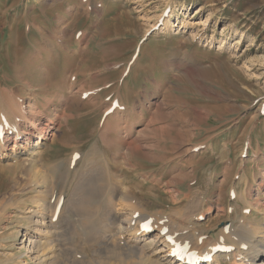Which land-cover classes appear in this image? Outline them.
I'll return each mask as SVG.
<instances>
[{
	"label": "rangeland",
	"instance_id": "374dc122",
	"mask_svg": "<svg viewBox=\"0 0 264 264\" xmlns=\"http://www.w3.org/2000/svg\"><path fill=\"white\" fill-rule=\"evenodd\" d=\"M36 23L46 39L60 36L68 49H61L63 56L53 48L42 52L47 42ZM80 33L83 46L90 40L78 71V84L90 91L83 97L68 90ZM5 78L17 101L40 87L32 96L37 107L49 97L46 117L63 123L59 131L52 128L55 136L39 155L50 164L53 184L45 199L55 206L60 201L53 218L65 250L76 254L69 258L87 260L88 245L100 247L122 192L124 201L137 204L133 212L156 225L179 228L192 221L190 227L208 238L243 214L263 222L264 0H0L1 87ZM114 99L136 111L128 117L131 132L124 114L105 109ZM62 111L71 116L67 125ZM73 149L80 155L70 161ZM239 168L250 180L251 211L244 209L248 187ZM28 178L19 169L0 173V264L24 261L20 234L40 196ZM74 201L82 208L77 216L70 211Z\"/></svg>",
	"mask_w": 264,
	"mask_h": 264
},
{
	"label": "bare ground",
	"instance_id": "6f19581e",
	"mask_svg": "<svg viewBox=\"0 0 264 264\" xmlns=\"http://www.w3.org/2000/svg\"><path fill=\"white\" fill-rule=\"evenodd\" d=\"M199 10L201 11V9ZM160 15L162 16V14ZM161 16H159L158 19H160ZM166 20L167 26L168 24L172 25L173 22L169 19L168 15ZM60 24L61 23L59 22V25L56 24L54 27L59 28V26H61ZM28 28L30 33L31 28ZM34 28L38 30L37 32L41 38L47 42L43 47L44 49H42V52L44 51L45 54L49 55V51H51L50 49L53 48L57 50V53L59 52L60 58L61 55L63 56L61 49L68 50L67 46L63 44L64 41L59 38L60 36L51 34L52 40H48L45 37L46 34L44 33V28L41 25L36 23L34 24ZM84 35L85 33H80L78 38L76 37L78 39V43L72 53L79 54L80 59L77 60V66H74V71H70L72 78L68 84L69 92L75 91L74 94H77L80 97L86 96L87 93L89 94L90 92L86 91L84 86H81L82 84H78L80 76L78 71L80 70V67L85 65L87 62L84 58L86 57V52L90 44V40L88 41V44L85 43V46L81 44ZM33 48L35 50H39L35 45H33ZM86 65L88 66V64ZM51 66H53L52 63H50V67ZM50 67L48 70L49 75L51 76L53 74L56 78V71L52 72ZM8 69H12L11 65H9ZM97 69L98 68H96V70ZM6 81V78L2 81L4 87L0 86V173L19 169L22 173L25 172L29 175L28 179L30 180V183H28L33 185L34 191L36 190V192L40 193L38 194L40 196L36 197L34 200L37 204L33 205L34 208L27 212L29 213L26 219L27 224L25 228L23 227V232L21 230L20 236L22 238H20L18 245V249L21 250H18V256L24 258V261L20 262L21 264H27V260L29 259L35 264H189L187 262L189 255L194 256L193 264H200L199 262H204V264H222L223 258L229 259V264H264V215L261 219L263 222L258 223L256 220L251 221L249 219V216L251 215L250 213L243 214L242 219L244 221L239 218L234 226H229L227 229L222 228L215 234V236L208 238L204 236L203 233L190 227L192 225V221L186 222L184 220L186 224H183L182 226L180 225L179 228H176L175 225H170L169 227H160L159 225H156L151 217L139 215L138 213L136 214L135 211L133 212L130 207L136 203L132 205L128 204L132 203L130 198L126 199L127 202L124 201L126 196L123 195V192L121 193L122 195H120L121 201L117 200L118 202L120 201L118 204L116 202V205H118L116 209L117 215L115 213L114 217L110 220L112 229L109 227L110 230L108 229L107 232L104 230L106 233L101 235L99 242L97 241L100 244V247L96 249L92 245H88V249H90V251H84L86 255L83 256L87 257V260H76L72 256L76 254H72L71 252H69V254H72L70 255L72 258H69L67 256L68 249L65 250L62 240L57 237L59 236L57 218H53L57 215L55 203L51 205V203L45 199V194L48 193L47 191L53 184V180L51 178L52 176L49 175L50 173L48 171L50 164L47 161L43 162L40 157L41 155H39L40 147H42L44 141L48 138H54L55 136L52 128L56 127L57 131H59L62 129L63 123L61 121L56 123L46 117V114L48 113V105L53 103L49 97L45 99V107L42 109L37 107L36 101L32 96L38 95V91L41 90L40 87H37L35 90H30V94L33 95H30L29 97L27 96L25 100H32L33 102L26 104L25 100L21 102V100L17 101L14 99L15 95L12 93L13 87L11 85L7 86ZM56 85H58V83ZM22 86L25 87L27 85L22 83ZM97 90L92 91V95H95ZM97 92H99V90ZM60 96L62 98L63 94H60ZM60 100L61 99L57 101ZM63 104L64 103H62V105ZM112 105H114V107H112ZM62 107H65V105ZM105 109L112 111V114L116 116L124 114V128L126 130H130L131 132V128L133 126L129 123V118L133 114H136L134 109L127 108L124 103L118 102L115 99L111 101ZM65 112L62 111L59 114V117L60 119H64L65 124L67 125L71 116ZM137 115L141 116L142 111L138 112ZM150 120L154 122V119ZM12 134L13 136L11 138L13 143L9 149V153H7V143L10 141V135ZM34 137L35 140H33ZM70 146L71 145H67L66 147ZM194 147L195 146L192 145V150ZM125 148H127V145ZM76 151V149H73L69 156H67L70 161H74L75 158L80 155L74 154ZM257 151L255 153H257ZM102 153H104V151L101 152L100 156ZM21 155H23V157L25 156V158L21 159ZM101 159L106 162L107 165H110L106 155L103 154ZM227 168L230 167H224V174H226V171L228 170ZM239 169L240 177L247 179L245 183L248 189L245 194L243 193L244 197L242 199L245 203H247L244 209H250L253 205L249 200L250 193L248 185H250V180L247 177L245 170L243 168ZM251 184H253V181ZM233 192L236 191L233 190ZM236 194H238V192H236ZM41 197H44L45 200ZM128 200L130 202H128ZM77 201H74L70 207V211L75 216L82 213L81 204H78L79 201ZM236 203L239 204L238 200ZM251 210L252 209L249 211ZM234 211L235 209L232 207L230 213H234ZM257 212H259V210ZM186 215L187 214L182 212L181 218L187 217ZM191 216L188 215V217ZM146 221H148V224L145 228L142 226V223ZM89 230L92 229L90 228ZM18 233L19 230L17 231V235ZM85 238L86 236L84 239ZM218 247H230V249L220 250ZM61 256H63V259ZM207 258H209L210 261L206 260Z\"/></svg>",
	"mask_w": 264,
	"mask_h": 264
}]
</instances>
